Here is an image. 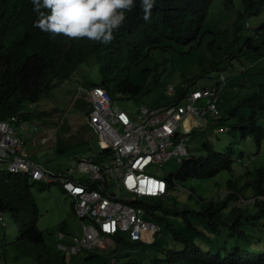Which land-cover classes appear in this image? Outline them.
I'll return each instance as SVG.
<instances>
[{
  "label": "clouds",
  "instance_id": "obj_1",
  "mask_svg": "<svg viewBox=\"0 0 264 264\" xmlns=\"http://www.w3.org/2000/svg\"><path fill=\"white\" fill-rule=\"evenodd\" d=\"M213 1L211 0L208 5L202 22L203 27L197 32L195 45H179L176 47L196 49L202 43L203 37L208 33L204 29L205 22L207 20L210 24L212 20L213 12L209 13V9ZM134 3L135 0H31L33 12L36 14L33 26L47 32L48 36L62 38L67 41L110 45L124 23L126 10L131 9ZM153 4H155V0H139V8L143 11L144 21L152 16L150 10ZM242 5H244L243 1L240 0V15L244 18L242 30L225 26L219 33H214L208 42L211 46L212 62L209 64L208 72L203 75L210 79L211 73H215V78L211 84L197 85L196 82L200 79V76L192 75L183 78L177 84L168 83L163 85L162 100L151 106L141 105L131 117L116 105L118 98L131 97L125 96L122 92H113L111 84H103L99 65L92 59H87L76 67L68 79L62 81L51 80L49 82L48 89L40 94L39 99L30 103L22 111L21 114L32 113L33 116L30 120L19 119L18 115L0 120V122L9 123L15 128L16 132L14 152L10 155V161L0 163V169L4 168L6 174L25 175L29 178V183L31 181L33 184L59 185L62 192L70 198L72 214L80 222L79 235H67L61 231L56 233L55 251L50 252L45 247L51 254L58 253L64 256L66 264L68 258H74L81 254H83V261L85 262L95 257H104L106 262L102 264H123L121 261L127 254L138 256L146 253L150 247H158L159 250L163 251L173 245L172 231L169 230L168 223L178 228V221L181 220L179 213L183 209L190 210L193 206H182L180 209L162 208L161 201L166 199L174 188L179 187L177 174L163 179L150 175L146 171L151 165L160 167L170 160L176 161L181 168L185 162L191 159L187 142L190 140L193 130L199 127L210 131L214 136L223 134L229 127V121L224 122L223 119L226 118L225 111L230 104L231 97L244 95L252 91L256 87L250 84L252 81L264 83V55L255 54L259 44L264 45V22L254 27L248 20L249 16L258 17L261 14L264 9V0H261V3L255 0L252 3L254 6L261 7L257 15H249L247 11L244 13ZM222 8L225 10L232 9L233 0H231L230 7H226L223 1ZM217 22L216 17L214 24H217ZM165 50H167L165 47L155 49L149 55L145 51L137 66L127 68L125 74L130 83L129 91L131 93L139 96L147 91V89L143 90L140 85L143 77L148 74L149 82L155 85L158 84L160 75H152V70L146 66L152 53L162 54ZM242 53L256 55L262 62L255 71L245 77H239L238 74L246 73L251 67L238 64V59ZM228 69H230V72H227ZM88 70H93L90 79L85 74ZM77 73L81 80H76L75 96L67 102L66 106L61 107V109L46 106L50 110H43L40 106V100L44 96L50 95L56 88L65 85L67 81H71ZM227 73L230 74L227 76ZM119 76H122L121 71ZM92 80L96 82H92ZM218 105L221 106L220 109ZM69 110L74 111L73 116L76 114L80 116V120H85V123L79 122L80 126L87 127L95 137L97 153L92 157L80 158L76 161L75 171H58L54 174L30 159L31 153L27 151L26 147L30 146L32 148V146L27 141L31 139L34 142L35 137H37L40 144L49 142L51 145L56 146L58 144L56 135H59V130H56V127L52 125L42 126V124L51 123L52 119L47 115H50L52 111L60 114L61 121ZM103 113H106L107 116L112 115L111 118L121 124L119 116L122 119L125 118L131 121L146 119L150 122L148 126L153 125L159 128L164 135L169 136L170 143L163 149V153L167 155V158L159 162L153 160L159 155L158 149L149 158L136 154L124 155L126 161L128 160L127 157L133 156L132 162L128 166L133 176L125 178L124 174L120 178L117 176L112 179L108 175L104 176L106 194L101 193V195L113 205L108 207L103 216H97L102 210L101 205L93 209L90 207V202H86V205L82 203L81 197L83 192L97 193V186L100 182L92 180L91 171H82L78 165L88 164L101 168L102 164L112 157L114 150L112 148H100L97 134L89 125L91 118L98 119ZM43 114L45 116H42ZM73 116L70 119L76 120ZM46 117L49 120H46ZM12 118L14 121H11ZM263 120L264 110L261 114L257 113L255 115L256 126L262 129L261 122ZM64 122L67 125L65 128L67 130L69 121ZM36 126L40 127L42 131L39 135L33 137L34 132H37ZM248 146L250 151L245 157L232 155L234 161L231 164L230 172H221L211 178L213 180L222 179V181H215L212 186L220 188L223 185L225 195L219 198L213 192L214 197L206 194L201 196L203 199L223 201L228 196H233L236 199L232 203L239 210L246 209L249 205L255 203H264V194H255L253 190L256 188L251 187L247 176L245 177L246 173L264 166V142L259 147H256L252 142ZM138 156L139 160H137ZM252 157H256V160H253ZM16 158H22L26 161V170L18 169L19 166L15 164ZM9 166L13 169L16 168L15 171H10L7 168ZM34 170L38 172L36 177L33 176ZM123 172L122 170L120 173L123 174ZM81 174H85L87 177L82 179ZM55 178H60L62 181H55ZM210 182L207 184H210ZM196 199H199V197ZM152 202H159L160 207L156 208ZM79 214L82 216H79ZM218 214L223 216L221 211ZM0 223L5 228L2 214H0ZM166 225L168 226L166 227ZM217 230H220V228L217 227ZM162 238L168 241L167 245L162 243ZM234 239L233 245L218 247L217 257L239 260L250 256L247 254L246 249L252 252L260 247V244H257V246L251 243L246 248L245 240H250L249 238L244 240L238 236ZM213 240V236L208 238V241ZM228 241L232 243L231 240ZM200 247L206 250L207 255H210V253L215 254L214 250L208 248L210 247L209 244L200 245ZM259 251L257 254L261 253V249ZM225 252L228 254L225 255ZM90 253H94V255L89 256ZM0 260V264H30L26 259L10 257L5 261L3 256H0Z\"/></svg>",
  "mask_w": 264,
  "mask_h": 264
},
{
  "label": "trees",
  "instance_id": "obj_2",
  "mask_svg": "<svg viewBox=\"0 0 264 264\" xmlns=\"http://www.w3.org/2000/svg\"><path fill=\"white\" fill-rule=\"evenodd\" d=\"M226 7L231 0H223ZM242 10L257 15L260 6L255 0H242ZM261 3V0H257ZM211 0H155L150 10L152 16L143 20L139 0L125 12V20L110 45H96L83 41H67L51 37L33 26L36 14L31 0H0V120L18 115L30 120L32 113L21 114L28 105L36 102L48 89L51 80L68 79L76 67L92 59L100 67L102 83L111 84L113 92L137 97L129 91L130 83L125 74L128 67L137 66L155 49L170 45H195L197 32ZM255 54L264 55V45L259 44ZM120 71L122 76H119ZM256 87L244 94L234 95L225 111L224 122L229 121L231 131L239 135L243 145L264 142V128L255 124V115L264 110V83L252 81ZM47 93V92H46ZM236 138V137H234ZM203 157H191L179 169L178 180H207L221 172H230L233 153L205 144ZM241 157V153L239 154ZM255 194H264V166L246 173ZM31 183L25 175L0 173V214L7 216L13 226L12 235L2 227L0 238L3 259H26L30 264H66L64 256L51 254L46 248L42 233L37 228L40 212L31 194ZM214 193L207 189L203 195ZM212 197V198H213ZM228 196L223 201L199 197L193 207L183 209L178 228L166 225L172 231L173 245L166 250L150 247L146 253L127 254L123 264H264V203L249 205L239 210ZM159 202L152 204L159 208ZM222 215H219V212ZM1 224V223H0ZM167 224V222H166ZM217 227L220 230H217ZM213 236V241L208 238ZM248 245L260 244L254 251L246 249L245 258L220 259L219 246L234 244V237ZM231 240L232 243H229ZM209 244L215 254L207 255L200 245ZM258 246V245H257ZM261 249V253H259ZM225 255L228 253L225 252ZM257 254V255H252ZM98 256V255H96ZM86 260V259H85ZM109 264V263H106Z\"/></svg>",
  "mask_w": 264,
  "mask_h": 264
},
{
  "label": "rangeland",
  "instance_id": "obj_3",
  "mask_svg": "<svg viewBox=\"0 0 264 264\" xmlns=\"http://www.w3.org/2000/svg\"><path fill=\"white\" fill-rule=\"evenodd\" d=\"M222 6V0L213 1L209 9V13L213 12L212 20L210 21V24L206 20L204 25V29L208 33L205 34L202 43H200L196 49L170 45L162 54H157V52L152 53L146 67L152 70V75H160L158 84L155 85L150 83L148 74L143 77L140 85L143 90L147 89L144 94L139 95L136 98L120 97L117 99L118 101L116 102V105L132 117V114L138 110L141 105L151 106L162 100L163 85L168 83L177 84L183 78H188L192 75L200 76V79L196 82L197 85L211 84L215 78V73H211L210 79H207V77L203 75L208 72L209 64L212 62L211 46L208 44L210 38L214 33H219L225 26L242 30L244 21L243 16L240 15V0H233V8L229 10H225ZM215 14L218 20L217 24H214L216 19ZM248 20L254 27L261 22H264V9L258 17L249 16ZM238 64L245 67H251L246 73L238 74L239 77H245L255 71L262 62L256 55L242 53L238 59ZM227 72H230V69H228ZM92 73L93 70H88L85 74L90 79ZM229 74L230 73H227V76ZM76 80H81L78 73L74 75V78L71 81H67L65 85L56 88L50 95L44 96L40 100V106L42 109L46 111L50 110L46 106H51L52 108L57 109H61V107L64 108L67 102L75 96ZM92 82L96 81L92 80ZM220 107L221 106L218 105L219 109ZM73 115L74 111L69 110L66 112L65 118L60 121V114L56 111H52L50 115H47L52 119L51 123L42 124V126L52 125L53 127H56V130H59V135H56V139L58 140L56 146L51 145L49 142L46 144H40L38 138L35 137L42 131L38 126H36L37 132H34L33 135V137H35L34 142H32L31 139L27 141L32 146V148L30 146L26 147L27 151L31 153L30 159L43 166L48 172L55 174L58 171H75L76 161L80 158L86 159L92 157L97 153L95 137L87 127H84L83 125L80 126L79 122L82 121V123H85V120H80L79 115ZM42 116H45V114ZM71 116L76 120L70 119ZM48 117H46V120H49ZM64 121H69V127L67 130L65 129L67 125L64 124ZM229 124L230 123L228 122V126ZM57 126H59V128H57ZM261 126L264 128V120L261 122ZM205 144L220 148L223 152L233 153V155L236 156H240L239 154L241 153V155L245 157L250 151L248 144L243 145L239 140V135L231 131L230 127H228L223 134H218L217 136L212 135L210 131L204 128H195L190 135V140L187 142L189 155L191 157H203L204 151L202 147ZM252 159L256 160V157H252ZM179 169L180 167L176 161L170 160L160 167L151 165L148 167L146 173L165 179L168 176L176 175ZM240 169H242V167H240ZM0 172L1 174H6L4 168L0 169ZM80 177L85 179L87 175L81 174ZM212 180L213 179L178 180L177 183L179 187L174 188L171 194L161 201V207L166 209H180L182 206H193L196 198L201 197L204 194L205 185L210 181V184H207L208 190L216 193L219 198L225 195V188L223 185L220 188L212 186L215 181H222V179L217 178L213 181ZM30 183L32 185V197L40 212L37 228L43 234L45 247L50 252H54L56 233L61 231L67 235H79L80 222L72 214L70 198L62 192L59 185L33 184L31 181ZM4 222L5 233L12 235L14 228L16 234L17 229L13 226L7 216H4ZM1 235L2 227L0 224V238ZM162 239V243L167 245L168 241L164 238ZM2 254L3 252L0 250V256H2ZM90 255H94V253H90L89 256ZM83 258V254H81L74 258H68L66 261L67 264H102L103 262H106V258L104 257H95L86 262L83 261Z\"/></svg>",
  "mask_w": 264,
  "mask_h": 264
},
{
  "label": "built area",
  "instance_id": "obj_4",
  "mask_svg": "<svg viewBox=\"0 0 264 264\" xmlns=\"http://www.w3.org/2000/svg\"><path fill=\"white\" fill-rule=\"evenodd\" d=\"M112 115L107 116L103 113L101 117L91 118L90 126L93 128L94 132L98 137V144L100 148H112L114 152L109 161L104 162L102 167H97L88 164H79L78 167L82 171H91V179L99 181L97 186L98 192L85 193L81 197L82 203L90 202V207L95 208L101 205V211L97 216H103L105 211L113 203H109L108 200L101 195V193L106 194V184L104 182V176L108 175L110 179L120 178L124 175L125 178L133 176L128 166L132 162V157H127L125 160L124 155L136 154L139 156H144L149 158L153 155L156 149H158L159 155L153 159L155 162L165 160L167 155L163 153V149L170 143L169 136L164 135L160 132L157 127L148 126L150 122L146 119H138L137 121L127 120L121 118V123L117 120L111 118ZM11 121H14L12 118ZM16 132L7 122H0V163L10 161V155L14 152L16 143ZM139 156L137 160H139ZM15 164L18 165V169H27V163L22 158H16ZM7 167L10 171H15L16 168ZM133 167V165H132ZM124 171L123 174L120 173ZM42 173L43 171L40 170ZM41 172H39L41 174ZM38 172L33 171V176L36 177ZM55 181H62L60 178H55ZM114 183L116 181H113ZM79 216H82L79 214Z\"/></svg>",
  "mask_w": 264,
  "mask_h": 264
}]
</instances>
